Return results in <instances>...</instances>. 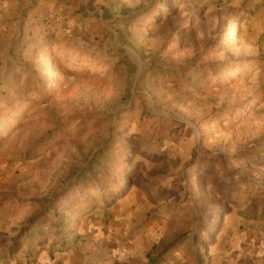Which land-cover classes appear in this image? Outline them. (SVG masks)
<instances>
[{
    "label": "rangeland",
    "instance_id": "rangeland-1",
    "mask_svg": "<svg viewBox=\"0 0 264 264\" xmlns=\"http://www.w3.org/2000/svg\"><path fill=\"white\" fill-rule=\"evenodd\" d=\"M246 232L264 0H0V261L264 264Z\"/></svg>",
    "mask_w": 264,
    "mask_h": 264
},
{
    "label": "crops",
    "instance_id": "crops-1",
    "mask_svg": "<svg viewBox=\"0 0 264 264\" xmlns=\"http://www.w3.org/2000/svg\"><path fill=\"white\" fill-rule=\"evenodd\" d=\"M262 238L263 236H259L251 232H248V233L246 232L245 235H243L241 238H238V241L236 243H238V248L240 249H245V247H247L246 249H252L257 252H262L263 254L264 253V241L262 240ZM1 255L3 256V258H6V252H3ZM40 256L36 258L34 264H41L44 256L43 257L42 256L40 257ZM0 264H6V261L2 260L0 261ZM8 264H11V262Z\"/></svg>",
    "mask_w": 264,
    "mask_h": 264
},
{
    "label": "trees",
    "instance_id": "trees-1",
    "mask_svg": "<svg viewBox=\"0 0 264 264\" xmlns=\"http://www.w3.org/2000/svg\"><path fill=\"white\" fill-rule=\"evenodd\" d=\"M206 0H200V2H205ZM104 152H101L99 155H97V157L95 158V160H97L98 158H102L103 157V154ZM95 160L94 161H92V162H90V169H86V170H84L83 171V174H85V173H90L91 172V167H92V165L95 163ZM88 180V178H85L84 179V181L83 182H88V183H86L85 185H84V187H86V188H92V187H94V188H97L98 190H101L102 189V187L103 186H96L95 185V183L93 182V181H90V179H89V181H87ZM105 184H109V183H105ZM118 190V189H117ZM115 192H117V191H115ZM40 220H42V219H40ZM36 224V223H35ZM63 234V235H62ZM64 232H60L59 233V235H57V237H55V240L54 241H57V240H59V238L61 237V236H64ZM66 235V234H65ZM8 255V254H7ZM160 258L161 259H158V260H156V259H154V260H152V261H150V263H152V264H161V261H162V253H161V255H160Z\"/></svg>",
    "mask_w": 264,
    "mask_h": 264
}]
</instances>
